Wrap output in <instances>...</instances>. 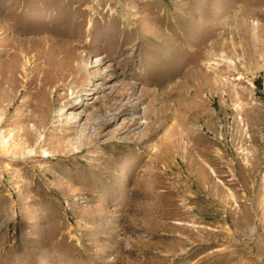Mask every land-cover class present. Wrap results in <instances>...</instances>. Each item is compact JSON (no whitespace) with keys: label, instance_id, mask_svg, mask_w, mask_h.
<instances>
[{"label":"rangeland","instance_id":"374dc122","mask_svg":"<svg viewBox=\"0 0 264 264\" xmlns=\"http://www.w3.org/2000/svg\"><path fill=\"white\" fill-rule=\"evenodd\" d=\"M0 264H264V0H0Z\"/></svg>","mask_w":264,"mask_h":264},{"label":"bare ground","instance_id":"6f19581e","mask_svg":"<svg viewBox=\"0 0 264 264\" xmlns=\"http://www.w3.org/2000/svg\"><path fill=\"white\" fill-rule=\"evenodd\" d=\"M216 50V49H215ZM204 59V58H203ZM203 61V60H202ZM204 62V61H203ZM210 63V62H209ZM242 63V62H241ZM218 64V63H217ZM199 65V64H198ZM200 66V65H199ZM218 69V68H217ZM220 69V68H219ZM229 72V71H228ZM212 73V72H211ZM214 76H216V75H214ZM215 80V79H214ZM213 80V81H214ZM206 82V81H205ZM196 83V82H195ZM221 83V82H220ZM215 85L217 86V84L215 83ZM223 85V84H222ZM191 87V86H190ZM221 87V86H220ZM228 88V87H227ZM211 90V89H210ZM214 93V92H213ZM227 93H229V92H227ZM219 94V93H218ZM218 96H220V95H218ZM237 96V95H236ZM239 96H241V95H239ZM210 97V96H209ZM251 97V96H250ZM190 99H192V98H190ZM207 99V98H206ZM202 101H204V100H202ZM239 101V100H238ZM255 102V101H254ZM205 104V103H204ZM165 106V105H164ZM225 106V105H224ZM247 109V108H246ZM193 110V109H192ZM246 113V112H245ZM184 120V119H183ZM182 124V123H181ZM180 124V125H181ZM175 129V128H174ZM173 129V130H174ZM185 130V129H184ZM171 131V130H170ZM187 132V131H186ZM176 133V132H175ZM180 133V132H179ZM171 135V134H170ZM176 138H178V136L176 137ZM167 140V139H166ZM173 140V139H172ZM179 141V140H178ZM175 142V141H174ZM198 157V156H197ZM202 182V181H201Z\"/></svg>","mask_w":264,"mask_h":264}]
</instances>
